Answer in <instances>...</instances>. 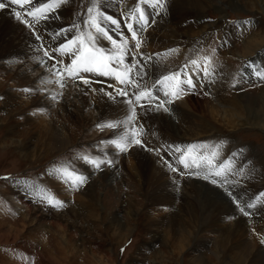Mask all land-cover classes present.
Returning a JSON list of instances; mask_svg holds the SVG:
<instances>
[{
  "label": "rangeland",
  "instance_id": "rangeland-1",
  "mask_svg": "<svg viewBox=\"0 0 264 264\" xmlns=\"http://www.w3.org/2000/svg\"><path fill=\"white\" fill-rule=\"evenodd\" d=\"M95 1L96 0H71L69 7L73 10V14L70 15L69 18H65L62 22L67 24L68 22L72 23L74 20L87 21L89 17L87 10L88 8H92V4ZM135 1V5L131 8L128 7L129 4L125 2V0L114 1L115 4H119V12L121 14H119L120 18L117 16L118 19L105 9L96 11L104 15H111L119 21L122 19L120 25L125 32L128 31L125 27L128 23H132L134 28L138 30L139 24L137 17L132 15L133 9H135L139 3V0ZM111 2L113 1L111 0ZM171 2L172 0H167V3H170L169 5L175 14L173 25L179 28L180 33L176 34L177 38L174 42L168 44H171L170 46L176 51L171 53V56L168 58L169 61L167 60L166 63L171 68H176L181 64L178 53H182L184 58H186V56L189 57L188 62L185 61L186 63L179 65L178 69L176 68L173 71L177 73L183 68L181 79H186L188 76H191L195 87L197 82L194 80V77L199 74L198 77L200 79L197 80L198 83L202 84V87L199 85L196 88H185L186 90L190 89L192 91L186 94L191 95L193 105L201 106L196 109V118L203 114L207 115L206 113L209 110L208 107L211 104L213 106L215 104L218 111H221L223 108L220 106L219 102H216V100L212 98L214 93L206 86L207 75L205 76L206 78L202 75V71H204L205 68L208 69L209 75H219L217 79L219 80L220 87L215 93V99L223 97L224 101L229 103V101H231L230 99L235 95L249 93L251 98L255 93H258L264 88V79H260L254 74V71L264 73V44L256 49L254 51L255 53L253 52L248 56L242 57L237 53L240 46H242L248 38L252 37L253 34L264 33V14L257 11L250 0H242L241 8L239 6L241 10L224 8V12L227 16L224 20L221 19L220 13H216L212 9L207 11L203 18L199 19L193 10H183L177 3L173 1L172 5ZM11 7L15 8L16 11H20L23 18L27 19L29 23L36 21L26 15L28 10H23L17 5H11ZM141 7L145 9L147 14L148 12L154 11L152 7L147 5H141ZM135 21H137L138 29L135 26ZM107 24L111 25L110 23H104L103 26L109 29ZM207 24H211L212 26ZM152 25L153 23H148L146 29L141 30L142 33ZM112 26L114 27L115 33L112 35L118 40L117 32L120 31L116 26ZM191 26H193V29L197 30L199 26H202L201 30L209 27L205 31H199L197 35L191 34L190 37L185 33H187V29ZM90 31L94 32V29H90ZM139 32L140 29L137 31V35ZM127 33L131 36L129 31ZM101 41L103 45L111 44L109 41L107 42V40ZM141 41L143 43L142 39ZM188 41L193 42L190 48L186 46ZM4 51V40L0 39V56ZM140 51V48L136 49V55H139L141 53ZM135 53L132 51V54ZM129 56H131L130 53ZM205 57L210 58L211 67H207L209 62L205 61ZM47 58L49 59V57ZM53 60L55 63L56 60ZM126 60L127 61L124 63L130 68L131 64L132 66L136 64V60L131 61L129 58ZM194 60L198 62V67L193 64L191 65V61ZM249 61L254 62V68L247 66ZM21 62V60H18V57L8 60L3 59L2 56L0 57V264H178L179 262V264H214V258L211 256L210 252L213 248V241L207 244L206 248L202 249L199 245L193 244L190 239L189 243L183 245L182 252L179 251L180 254H178V250H176V248L179 247L178 242L175 243V241L172 242V240L168 242V244L162 241V236L164 234L163 230L167 228L166 225L169 224L171 219L174 220L167 216V211H170L168 205H162L163 202L160 201V203H158L154 198L153 200H147L143 188H134L132 186L133 181L125 170L122 174H119V172L115 173L116 169H114V163L110 159L107 149L115 150L116 155L119 156L122 152H119L114 146L109 145L107 142L99 140V137L104 134L106 135L108 131L112 130L111 128H102L98 125L89 126L84 122L73 120L72 117L75 113L79 112L86 115L93 111L89 106L85 109L82 108L79 100L80 96L76 95L71 90L69 82L77 80L67 77L65 73L63 87H61L58 81L52 80L51 78L48 79L46 85L35 80L33 83V68H31V66H25L20 67V69L18 65ZM130 62L131 64H129ZM69 63L70 60L66 63L62 61L57 67L62 70ZM115 64V61H113L114 67L117 65ZM245 65L247 66V73L242 74L241 72L242 69L246 67ZM190 66H193V73L191 74L189 73ZM212 67L214 72L211 69ZM119 69H122L121 66ZM134 69H137V67ZM134 69L131 78L133 77V72L135 73ZM18 71H21L22 74L17 77L16 73H18ZM81 75L85 78L101 81L103 79L109 80H103V82L112 83L114 86L116 85V87L120 84L113 76H102L96 73H81ZM163 76L164 75L160 76L155 81ZM242 78L245 79V82L242 81ZM155 81L152 83L151 87L155 84ZM31 84H34L35 88L32 89L30 87ZM120 85L122 86V84ZM124 85L127 90L131 91V85ZM45 86L54 90L58 96V99H51L47 107L46 117L48 116V119L50 118L51 121H55L58 125L70 127L69 132H71L70 134L72 135V145L62 152H54L50 155L44 154V149L40 157L23 160L21 155L23 153L33 152L40 139L39 134H41V131L39 128H42L44 123L41 125V121L37 119L36 115H32L30 110L35 107L31 105V103H35L37 98L44 95V91L41 89H44ZM204 86H206L207 89L204 90ZM27 88L31 91L25 92L24 89ZM21 91L27 93L29 97L31 96V99L27 100L28 102L25 101L24 104H18L17 100V103L5 104V99L8 97L7 93ZM165 91H167L166 88L159 91V100L166 101L167 98L172 99L170 96L165 95ZM129 99L135 103V95L131 98L129 93L127 100ZM29 101H31V103ZM140 102L143 101L141 100ZM154 102L156 101H151V103ZM262 108L264 111V103ZM202 111L204 113H202ZM138 114L139 113H137V119H139ZM136 121L139 122V120ZM141 122L143 123L140 124L142 127L151 129L148 127L150 123L146 124L143 121ZM200 125H202L201 127L205 126L204 124ZM184 142H186L185 146L190 144L194 145V143H196L199 155L211 158L213 152L218 153L211 166H207V164H203L204 166L202 165L203 168H212L214 175L215 172L219 170L220 164L229 160L231 161L233 171H225L221 176L215 175L216 178H214V180L217 181L215 184L222 185L226 193L231 192L230 199H232L237 210L240 211L244 206V211L248 213L245 215L240 211L243 216L245 215L244 217L251 218L256 215V211L259 214L262 209L264 210V195H261L264 193V131L258 128H250L249 126H240L237 128L222 127L220 131L214 132L207 130ZM177 147H180V145ZM177 147L175 146V150ZM42 148H44L43 145ZM181 150L183 151L182 148ZM128 151L123 153L126 154ZM233 151H235V153ZM162 152L172 156V162L174 159H178L177 155L182 154V152H178L177 155H173L171 153V146H165ZM240 155L250 159L251 163L257 166L260 172L258 180H254L255 182L253 181L247 185L248 187H245L246 191H242V188L240 189L239 197V195H236L237 189L232 192L231 187L237 188V185L235 187L233 183L238 180H233L232 178H236L234 173L236 171L234 162H238L237 158H240ZM85 156L91 159L104 161H107L109 158L112 163H103L97 168L85 162L83 159ZM180 165L182 167L184 166L181 163ZM247 167L248 163L244 162L242 169ZM56 168H68L71 171L82 174L87 178L86 182L79 188H73L68 181L61 179L57 174V182L68 190L66 197H62L56 192L57 189L55 186L48 180L49 171L52 173ZM105 170L109 173L113 172V175L115 173V176L109 178L110 175L108 178L101 180L100 176L105 173ZM177 172L180 173V170ZM91 181H93L91 193L94 200H96V202L93 201L94 203L87 202L83 194V192L88 189V185H90ZM20 184L22 187H20ZM18 190L29 198L31 206L38 207L42 211L59 213L61 214V219L52 220L53 223H51L52 221L39 219L35 221L29 220L26 210L16 207V204H14L13 192L16 193ZM41 190H46L48 194L63 201L64 206L57 208L42 202L37 195V193H39L40 196L45 194ZM246 192L247 195L244 196ZM250 193H252L251 196H249ZM126 198L133 200L139 208L135 215L129 213L126 208L127 206L123 207L121 202ZM165 201L166 198L164 199V202ZM166 202L164 204H166ZM80 204H82L84 210L88 208V214L86 213L83 218L76 217L72 210V207H77ZM248 204H252L254 207L248 208ZM154 209L156 211H154ZM259 209L260 211H258ZM171 210H173V208ZM178 214L179 211L176 209V223L181 217ZM172 215L174 216V214ZM263 216L264 211L262 212V217ZM25 217H27V219ZM209 222L208 225L204 227L205 231L203 230V234L212 236L211 229L216 227V223L214 221ZM194 224V222L188 221L185 223V226L187 229L193 230L197 228ZM221 229H224V227ZM256 232L258 235L264 237V231L261 229ZM180 256L182 258L181 260L179 258ZM197 256L201 258L198 259Z\"/></svg>",
  "mask_w": 264,
  "mask_h": 264
},
{
  "label": "bare ground",
  "instance_id": "bare-ground-1",
  "mask_svg": "<svg viewBox=\"0 0 264 264\" xmlns=\"http://www.w3.org/2000/svg\"><path fill=\"white\" fill-rule=\"evenodd\" d=\"M70 1L71 0H64L58 8H55L54 11L47 13L48 19H40L39 22H30L32 25L31 28H29V26L26 25L22 19H18L16 17V10L11 7V4L5 9H0V39H3L5 44V51L1 56L6 60L18 57V60L22 61V64L20 63L18 65L19 68L31 66L34 72V76L32 75L33 83L35 80L46 85L48 79L50 78L58 81L55 70L52 68L54 60L48 59L44 55L45 51L52 54L55 57V60H60L66 63L71 60L72 57L70 55H62L59 52L53 53V50L58 48L61 44L67 43V41L75 35L79 33L87 34L90 31L88 25L82 20H74L72 23L66 22L67 24L62 22L65 18H69V16L73 14V10L69 7ZM112 1L113 2H111V0H96L92 4V7L95 4V10L105 9L118 19V17L120 18L119 14H121L119 12V4H115V0ZM173 1L177 3L179 7L183 8V10H193L199 19L203 18L207 11L212 9L214 12L220 13L221 19L223 20L227 18L224 8L241 10L239 9V6L241 8L242 3V0H172V2ZM250 1L253 3L252 5H254L257 11L264 14V0ZM0 2H3V0H0ZM32 2L36 7H38L41 3L49 2V0H32ZM125 2H127L129 4L128 7L131 8L135 5L134 3L136 1L125 0ZM169 4L170 3H167L166 0L164 11L156 8L153 12H148V23H153V25L144 33H142L141 30L138 33V37L143 40L140 47L141 53L139 55H136L135 53L136 48L134 47V41L127 33L128 31H123L121 25H119L118 29L120 32H117L118 41L122 38H127L129 41L127 54L124 56V62L127 61V58L131 61H139L137 69H134L135 73L133 72L132 78L140 84L141 89L145 86L149 89H153V96L155 97V100L153 99V101H156L154 102L156 104L151 103V107L146 106L141 108L139 105H135L134 103L136 111L139 113V119H137L139 122L133 121L131 124H126L123 126L122 130L112 129L111 131H108L106 135H99V140L107 142L110 139H116L118 138L116 133L140 127V124H143L141 121L146 124L150 123L148 124V127L151 129L143 127L144 132L140 137L146 147L133 145L129 147L128 153L124 154L122 152L120 156L116 155V151L113 149V151L107 149V153H109L108 155L114 163V169H116L115 173L119 172V174H122L125 170L127 175H129L130 179L133 181L132 186L134 188L138 187L139 189L143 188L147 200H153L154 198V200L158 201V203L161 201L163 202L162 205H168L171 212L167 211V216L173 218L174 220L171 219L169 224L166 225L167 228L163 230L164 234L162 236V241H164V243H168L172 240V242H178L179 247H177L178 249L176 248V250H178V254H180L179 251L182 252L181 250L183 249V245L189 243L190 239L193 244H196L197 246L199 245L202 249L206 248V245L213 241V248L210 252L211 256L214 258V264H264V243L261 242L264 240V237L258 235L256 232L260 229L264 231V216L262 217V212L264 210L262 209L259 214L256 211V215L251 218L244 217L245 215L243 216L240 211L237 210L232 199H230L231 192L229 195V193H226L222 188V185L213 184L211 182L214 178H216L212 168H203L202 166L200 168L182 167L179 163L181 154L177 155L178 152L175 150V146L177 147L179 145L183 150H185L189 145L185 146L186 142L184 141L190 140L191 137L198 136L207 130L217 132L220 131L222 127L237 128L240 126H249L250 128H258L264 131V111L262 108L264 103V88H262L258 93H255V95L251 98L249 93L235 95L228 103L224 101L223 97L215 99V93L220 87L219 80L217 79L219 75L216 74V76H213V74H210L206 76L204 71H202L203 77H207L206 86L214 93L212 98L216 100V102H219L220 106L223 107L221 111H218L216 109V105L213 103L214 106L211 104L208 107L209 110L206 113L207 115L203 114L196 118V109L201 106L193 105L191 95L186 94L192 92L190 89H185V94H183L179 99H174L170 104L166 103L165 107H167L168 111H164L163 109L158 110L156 105L161 101L159 100V91L164 89L165 86L162 84H156L155 80L162 75L175 73L173 70L176 68L178 69L179 65L188 62L189 58L187 56L184 58L182 53H178L181 64H179L176 68H171L166 63L168 58L171 56V54H169V50L174 49L170 46L171 44H168L174 42L177 38L176 34L180 33L179 28L173 25L175 14ZM22 9L31 10L30 7ZM156 13L159 14L156 15ZM120 21H122V19ZM73 25H78L79 27L67 32L65 35L58 37L54 35L59 33L62 29L72 28ZM207 25L212 26L211 24ZM107 26L110 30H114L112 25L107 24ZM135 26L138 29L137 21H135ZM201 27L202 26H199L197 30L193 29V26H191L187 29L188 31H186L187 33L185 34L191 37V34L197 35L199 31L202 32L208 28L206 26L207 28L201 30ZM92 33L95 35L94 32ZM37 34L40 39H36ZM111 34H115L114 31H112ZM101 40L102 39L97 40L98 46L103 47L106 50H110L112 47L111 44L103 45ZM192 44V41H188L186 46L190 48ZM263 44L264 33H255L252 37L248 38L242 46H240L237 53L242 57L248 56ZM132 51L135 54H132ZM129 53L131 56H129ZM129 64H131V62ZM116 67L120 68V65L117 64ZM196 67H198V65H196ZM207 67H211V61L207 64ZM211 69L214 72L213 67ZM181 70H183V68ZM246 70L247 66L242 69L241 73H247ZM145 73L147 74L145 75ZM189 73H193V66H190ZM20 74H22L21 71H18V73H16L17 77ZM198 76L199 74L194 77V80L197 82L196 87L199 85L202 87V84L198 83L197 79H200ZM86 79H89L91 83L84 84L77 80L74 82L70 81L69 85L71 90L76 95L80 96L79 100L82 108L85 109L89 106L93 109V111L86 115L79 112L75 113L72 117L73 120L77 122H84L89 126L126 120L127 116L131 114L130 108L132 105L127 103V96L118 95L116 90L122 88L121 90L127 91L128 96L130 93L131 98H133V93L135 94L138 91L137 88L131 86V91H129L124 84H122V86L119 84L118 88L112 83L103 82V80H109L103 79L101 81L90 78ZM154 81L155 84L151 87ZM242 81L245 82V79L242 78ZM206 86L203 87L204 90L207 89ZM30 87L32 89L35 88L34 84H31ZM41 90L44 91V95L37 98L33 104L31 103L33 99L29 102L31 105L35 106L34 109L30 110V113L37 116V119L41 121V123L39 122L41 125L43 123L44 124L42 125V128H39L41 134H39L40 139L37 147H35L34 151L31 153H23L21 155L23 160L40 157L44 149V154L50 155L54 152H62L72 145V135L70 134L71 132H69L70 127L68 128L66 126L58 125L55 121H51L50 118L48 119V116L46 117L47 107L49 106L51 99H58L57 93L54 92V90L49 89L47 86ZM106 93H112V97L110 98L109 95H106ZM7 95L8 97L5 99L6 105L10 103H17V100L18 104H24L25 101L28 102L27 100L31 99V96L29 97V95H27L24 91L7 93ZM207 98L209 99L208 96ZM168 100L170 99L167 98L166 101H164L167 102ZM142 101L143 102L140 103L144 105L149 104V101ZM202 113L204 112L202 111ZM200 124H204L205 126L201 127L202 125ZM42 145L44 148H42ZM194 145H196V148L192 151V156H196L199 152L197 150V144L194 143ZM165 146H171V153L173 155H177L178 159H174L172 162V156L162 152ZM233 152L235 153V151ZM110 159L108 158L107 161ZM237 159L238 162H234L236 170L234 173L236 178H232L233 180H238L233 183L235 187L237 185V188L232 186L231 190L234 192V190L237 189L236 195L238 196L241 188L243 189L242 191H246L245 187H248V184L252 183L254 180H258L260 171H258L259 168L257 169V166L252 164L250 159L245 158V156L240 155V158L238 157ZM244 162L248 163V167L242 169ZM169 165H171V167H169ZM173 169H175V171ZM230 169L233 171L232 164ZM176 170H180V173ZM49 173L48 180L55 186L57 189L56 192H58L62 197H66L68 190L57 182L56 175L54 176L50 171ZM115 173L113 175V172L109 173L105 170V173L101 175L100 178L102 180L108 178L110 175L111 176L109 178H111L115 176ZM189 173H191V175ZM196 173H199V175ZM205 176H208V179H204ZM92 186L93 181H91L90 185H88V189L83 192L87 202H96L91 193ZM20 187H22L21 184ZM13 194V200L15 201L14 204H16V207L26 210V214L28 215L26 216L29 220L35 221L39 219L52 221L61 219V214L59 213L57 214L42 211L38 207L31 206L29 198L23 192L18 190V192H13ZM251 194L252 193H250L249 196H251ZM246 195L247 192L244 196ZM165 198L168 202L167 203L165 201L166 204H164ZM121 203L123 207L127 206V210L132 215H135L139 209L136 203L130 198L123 199ZM72 208L76 217L83 218L86 213L88 214V208H85L84 210L82 204ZM172 208L173 210H171ZM176 209L179 211L178 215L181 216L180 219L177 220V223L175 222L177 219L175 216ZM154 211L156 210L154 209ZM258 211H260V209ZM172 214H174V216ZM27 217L25 218L27 219ZM188 221L194 222V225H196L197 228H192L193 230L187 229L185 223ZM209 221H214L216 223V227L211 229L212 236L203 234L205 231L204 227L208 225ZM51 223H53V221ZM222 227H224V229H221ZM181 256L179 257L180 260L182 259ZM199 258L201 257H198V259Z\"/></svg>",
  "mask_w": 264,
  "mask_h": 264
},
{
  "label": "snow or ice",
  "instance_id": "snow-or-ice-1",
  "mask_svg": "<svg viewBox=\"0 0 264 264\" xmlns=\"http://www.w3.org/2000/svg\"><path fill=\"white\" fill-rule=\"evenodd\" d=\"M63 2L64 0H49L48 3H41L39 7H36L33 4L32 0H3V2H0V9L7 8L9 4L17 5L21 8L30 7L31 10H28L26 12V15L32 17L34 20L39 22L40 19H48L47 13L54 11V9L58 8ZM141 5H147L152 7L153 9L159 8L161 11H164L165 0H139V3L137 4L136 8L133 9L132 15L134 17H137L140 30H145L148 26L149 17L145 9L142 8ZM87 11L89 13V17L88 20L85 21V23L89 26L90 29H94L95 35H93L92 31H89L87 34L79 33L69 39L67 43L61 44L58 48L53 50V53L59 52L62 55H70L72 57L70 63L66 65L62 70L57 67V65L61 64L62 61L56 60V62L52 65V68L55 70V74L57 76L58 82L61 84V87H63L65 73L67 77H70L73 80H79L84 84H90L91 81L89 79H86L83 75H81V73H96L102 76H113L117 81H119L120 84H129L132 87L137 88L138 91L134 94L135 105H139L141 108H144L146 106L151 107V101L155 99V97L153 96V89H149L147 86L141 89L140 84L136 80L132 79L130 75L133 69L136 68L137 65H139V61H137L136 64H134L131 68L124 63V56L127 54V49L129 45L128 39L122 38L118 41L111 34L114 30L107 29L103 26L104 23H110L111 25L116 26V28L118 29L120 21L113 18L111 15H104L103 13L96 11L95 4L92 8H88ZM15 15L18 19H22L23 22L29 26V28L32 27L29 21L23 18L20 11H16ZM78 27V25H73L72 28L62 29L59 33H56L54 35L57 37L65 35L67 32H70ZM125 27L131 34V39L134 41V47L136 49H139L141 47L142 41L137 35V30L134 28L132 23L126 24ZM36 39H40L38 34L36 35ZM98 39L109 41L112 46L111 49L106 50L105 48L98 46ZM174 51L176 50H169V54ZM44 55L46 57H49V59H55V57L48 51H45ZM204 59L205 61H208L210 63L209 57H205ZM113 61H115L116 64H119L123 71H121L119 68L114 67ZM191 63L193 65H198V62L195 60L191 61ZM247 66L250 68H254V62L249 61V64ZM146 74L147 73H145V75ZM204 74L209 75L207 68L204 69ZM254 74L260 77L261 79H264V73L260 71H254ZM182 75L183 70L177 73L164 75L162 78L156 81V84H162L165 86V88L167 89V91H165V95L170 96L172 98L167 102L161 100L159 104L156 105V108L158 110L163 109L164 111H168L167 107H165L166 103L170 104L173 102L174 99H179L183 94H185V88L195 87L191 76H188L186 79H181ZM24 91L30 92L31 90L24 89ZM116 91L120 96H128L127 91L121 89H117ZM106 95H109L110 98L112 97V93H106ZM141 100L149 101V104H140ZM127 103L129 105H132V107L130 108L131 114L127 116L126 120L110 122L106 125L98 126L102 128L107 127L114 130H122L124 125L131 124L133 121H136V106L134 105V102L131 99H129ZM143 132L144 129L142 126L132 128L129 131L118 132L116 133L118 138L110 139L109 141H107V143L111 146H114L115 149H117L119 152H127L128 148L133 145L146 147L143 144L142 139L140 138L143 135ZM195 148L196 145H189L185 150L182 151L180 147H177L176 151L182 152L179 158L180 163L183 164L185 168H200L203 164L211 166L214 160L216 159L218 153L213 152L211 154V158L199 154L196 156H192L191 153L192 151H194ZM83 159L85 160V162L90 163L97 168H99L100 165L103 163H112V161L110 160L104 161L91 159L87 156L83 157ZM230 166V160L220 164L219 170L215 172V175L221 176L224 174L225 171H230ZM169 167H171V165H169ZM173 170L175 171V169ZM51 174H58L61 179L68 181L71 187L73 188H79L86 182L87 179L82 174L76 173L75 171H71L68 168H56ZM189 174L191 175V173ZM196 174L199 175V173ZM204 179H208V176H205ZM211 182L215 184L217 181L213 179ZM41 191L45 194L40 196V194L37 193V195L42 202H45L48 205L57 208L64 206L63 201L55 198L51 194H48L46 190ZM261 195H264V193H262ZM247 207L251 208L254 207V205L248 204ZM240 211L245 215L248 214L244 211L243 208H241ZM261 242L264 243V240H262Z\"/></svg>",
  "mask_w": 264,
  "mask_h": 264
}]
</instances>
